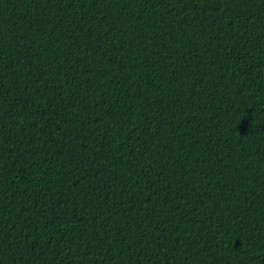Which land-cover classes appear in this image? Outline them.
<instances>
[{
	"label": "trees",
	"instance_id": "1",
	"mask_svg": "<svg viewBox=\"0 0 264 264\" xmlns=\"http://www.w3.org/2000/svg\"><path fill=\"white\" fill-rule=\"evenodd\" d=\"M0 264H264V0H0Z\"/></svg>",
	"mask_w": 264,
	"mask_h": 264
}]
</instances>
